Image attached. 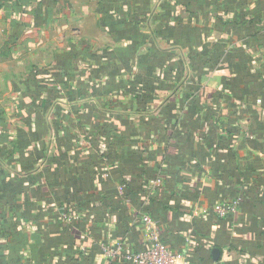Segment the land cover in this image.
<instances>
[{"label": "crops", "instance_id": "obj_1", "mask_svg": "<svg viewBox=\"0 0 264 264\" xmlns=\"http://www.w3.org/2000/svg\"><path fill=\"white\" fill-rule=\"evenodd\" d=\"M144 215L264 264V0H0V264H131Z\"/></svg>", "mask_w": 264, "mask_h": 264}, {"label": "built area", "instance_id": "obj_2", "mask_svg": "<svg viewBox=\"0 0 264 264\" xmlns=\"http://www.w3.org/2000/svg\"><path fill=\"white\" fill-rule=\"evenodd\" d=\"M238 201L226 203L217 208V214L224 217L227 214L234 213ZM142 224L148 233L147 246L143 251L131 252L125 251L121 244L105 245L101 244L103 254L110 258H121L131 264H185L181 257L170 251L160 240L155 231V223L146 215L142 217ZM207 264H215L209 262Z\"/></svg>", "mask_w": 264, "mask_h": 264}, {"label": "water", "instance_id": "obj_3", "mask_svg": "<svg viewBox=\"0 0 264 264\" xmlns=\"http://www.w3.org/2000/svg\"><path fill=\"white\" fill-rule=\"evenodd\" d=\"M218 254H219V250L218 249H213L212 250V256H213V260L214 261L217 260Z\"/></svg>", "mask_w": 264, "mask_h": 264}, {"label": "rangeland", "instance_id": "obj_4", "mask_svg": "<svg viewBox=\"0 0 264 264\" xmlns=\"http://www.w3.org/2000/svg\"><path fill=\"white\" fill-rule=\"evenodd\" d=\"M103 255H106V254H103ZM106 256H108V255H106ZM108 257H110V256H108Z\"/></svg>", "mask_w": 264, "mask_h": 264}, {"label": "trees", "instance_id": "obj_5", "mask_svg": "<svg viewBox=\"0 0 264 264\" xmlns=\"http://www.w3.org/2000/svg\"><path fill=\"white\" fill-rule=\"evenodd\" d=\"M231 203V202H230Z\"/></svg>", "mask_w": 264, "mask_h": 264}]
</instances>
